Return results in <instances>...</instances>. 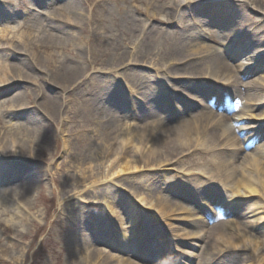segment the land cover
<instances>
[{"label": "rangeland", "instance_id": "rangeland-1", "mask_svg": "<svg viewBox=\"0 0 264 264\" xmlns=\"http://www.w3.org/2000/svg\"><path fill=\"white\" fill-rule=\"evenodd\" d=\"M75 1L76 3H79L80 7L82 4H85L82 6H85L88 9L96 7V10L100 14L105 16L104 18L106 19V21H108L112 34L109 32H105L102 29H99L97 33H99L100 36L108 38L109 42H112V45L107 51L108 56L106 54L105 57L103 56V53H101V49H99L98 45H96L97 56L95 59L100 64H95L94 69L90 68L81 80H76L72 85H70V83L73 82V79L70 80L68 84V86L70 85L69 88L65 92L61 93L63 99L62 109L66 113L65 115H63L64 118L66 119L69 116L74 117L73 113L77 110L76 120H74L75 123L69 121H65L62 123V121H59V118L56 120L48 118V110L45 111L42 104H40L41 101H37V92L35 91V88L38 86H47V88L49 89L56 90V88L50 85L51 83L48 84L49 77L50 80H54L51 79V75H49L51 70L54 73L57 69L64 68L66 66L71 67V65H74V67H76V65H78L77 60H75V56L77 57L76 47L67 45L66 48H60L61 50L54 49V52L51 51L52 46L50 45V41L52 45H56V43L52 41L49 35L51 31V26L49 24L52 21L49 20V18L55 16L61 17L62 9H60L59 5L62 3V0L56 1L57 4L55 6L57 8L52 11V14L49 18V14L39 17H35L31 14L29 17L24 19L20 17V11H18L19 14H16V16L12 11V9L21 7L23 0H7L6 6L7 8L9 7V10L11 11L7 12L9 13V17L13 18V23H15L17 30L19 31V33L21 32L23 34V37L25 39L30 40L34 43V45L32 46V48L34 49V55L32 56L33 60L29 62L35 63L34 65L38 70L35 69L36 82L33 83L32 89L24 93V102L27 108L22 109V114H17V118L22 119V126L18 129L14 127L12 130L14 132V136L18 139L17 145L19 146L20 150L23 146L25 151L23 152V154H21V157H18V160H10L13 158V155H10L11 157L8 158L0 157V193L3 194L2 197H7L6 204L5 206H3V208L8 209V211H3V213L0 214V264H73L74 257H78V255L74 250L69 248L66 239L71 236H73L71 238L72 240H76L75 238L81 239L84 237L95 239L99 230L98 228H100L102 225H104L106 229L104 233L107 234L111 239L110 243L108 244H95L97 248L102 249L100 252L104 253L103 258H109L111 253H113L111 251L114 248L118 250V247H124L127 245L128 247H130L133 244L130 243L131 241H138L139 247L141 248L143 237L146 238L153 247L160 249L161 255L159 258V262L162 263L165 260V258L163 259V257L168 250L166 249L168 248V246L166 247L165 243H168V240L171 239V234L173 232H178V234L175 233L174 235L176 237H183L181 236L182 233L180 235L178 229L173 228L172 225L176 227L182 226L184 221L183 215L185 214H183L182 216H178L179 218H175V215H171L168 220L161 219L154 221L153 217H158L160 215V212H156L153 210L150 211L148 208H145L143 213L145 215L147 230L144 227V224L141 223V226L139 225V229L134 231L135 227L130 224V221L128 219H125L126 217H124L125 213L123 210L116 209L115 213L111 212L110 215L101 206L103 202L96 204L92 201L93 192H95L96 190L97 193H102V189H110V192L118 195L120 200H128L133 204L135 199L141 196L138 193V188H140L142 196L144 198H147L150 193H153L151 196V200L160 203L161 205H168L171 202L172 197L169 193L166 192L169 190H171V192L175 190H181L182 188L187 190L188 192L187 200L189 201V203L192 205L195 204L201 209L205 207L203 208L205 209L204 212L208 214L209 212H206V209L208 208L207 204H212L208 198L210 195V193L208 194V192H211L213 190V192H217L222 195L223 199L220 201V203H222L226 208L229 209L232 206L238 205L241 200H239L238 198L236 202H233L234 200L233 198H231L232 194L229 187L218 182V180L220 179H218L217 177V174L215 172L216 169H212L211 167V165H215L218 163V161L220 160V154L215 155L214 157H210V154H203L202 152H200L198 154H189L188 156L180 157L175 155L171 156V154H162L161 152L162 158L163 156H166L167 158H169V161L171 163L164 162L161 164V166H158L155 169H148L143 167V169H141V173H133L132 176L122 175L114 181H109V178L107 179L105 177L106 171L108 170L107 167L110 166V161L100 160L101 162L99 161L94 163V167L91 169L93 173H88L87 175L89 177L90 174H93L92 177L83 178L81 179L83 184H77L78 182H75V178L80 174V172H78L79 163H90V158L87 159V156L90 157L95 153V149L92 144L99 143L97 141L98 139L100 140L101 130L104 127L100 126V129V127H96V124L84 120L83 117L88 118V115H91L85 113L84 110H90L92 109L91 105H94V109H92L94 110L93 119L99 118L102 110L110 109V111L114 113H111L113 115V118L116 117V119H118L120 123L126 124L130 121L129 124L133 125H136L137 123L138 125L143 124L144 118H142V115L145 114L144 111L150 109L145 106L148 101L144 102L142 100V97L140 95H137L134 91L133 95H135L137 99L128 96L129 94L126 91L128 90L129 86H132V84L126 79L128 78V76L124 78V76L122 75L124 68L120 67L118 69H114L110 73H105L104 75H100L98 72L102 67L100 62L101 59H105L104 63L112 58L113 55H115L113 56V58L115 59V57H119L118 55L121 52L126 50L127 46H130V43L131 41H133L135 36L134 30L138 29L136 25L132 26L134 22L132 20L133 17L140 21H144L146 24V29L140 31V40H143L145 37H147L148 41L150 39L148 38V33L151 30L158 31V33L166 31L168 34H171L164 38L166 41L161 40V44L154 47V54L157 55L159 53L160 57H162L160 60H163L164 63L171 62L174 64V66L178 65L179 68H177V72L183 78H171L170 80L159 78L158 81L162 83L161 85L164 87V89H171V91H173V93L177 97L181 99L185 97V100L187 98L189 100V105L184 104V101L182 100L170 101L168 105L171 107H175L178 104L180 109L181 107L187 105L185 106V108H188L187 112L191 110L189 114L194 113L195 118L200 117L201 115H215L212 112L213 110L211 109L210 111L209 108H207V110L203 114L201 111L199 112L201 103L194 98L201 97L202 99H205L206 102L209 98L207 95L198 94V92L196 91L195 85L201 86L198 85V82L199 80H204V77H194V75L188 72L190 70L184 68L185 65L181 68L180 64L185 63V61H183V58L186 57V52L178 53V51L177 53H175V51L180 48L181 45L188 44L189 41L192 42V38L200 34L202 35V37L207 38V42L208 44H211L210 46L213 48V52H215V54L221 52L220 47L226 48L223 43H221V45L215 43L218 41L214 37L215 35L221 37L220 33H222L223 29H220L219 27H223L220 25V23L224 22L219 21L217 18H215V16L213 15L215 11L209 10L210 5L214 1L216 2V4L218 3L217 5L222 6V8H220L222 10H227V8H225L226 4L224 0H197V8H199V6H203V4H209V6L207 10L203 9L204 12L202 14L194 15L193 18H196L195 20H193L191 17V11H187V7L182 6L180 8H184L186 12L185 14H183L184 17L178 14L175 15L173 19L179 18L182 19L183 22H186L185 24L182 22L181 25H176L175 21H170L168 24L161 23V16L169 17L170 11H172L171 9H169V7L175 5V1L163 2L159 0H125L124 3H122V6L124 5L123 7H120L121 4H118L116 0ZM227 1L229 2V4L233 5L232 2H230L229 0ZM259 2L260 0H257V5L259 7H262V3L264 4V0H261V4ZM237 5L241 7V3H237ZM180 8L178 10H180ZM136 9L139 12H142V15H138ZM234 9L238 10L239 8L237 7ZM153 11H155L154 14ZM245 12L246 20H244V22L247 23L245 25H252L250 29H252L253 33L257 35L256 37L254 36V38L251 39H256L257 41L261 42V45H257V47H248L247 49H245L246 52H252V50L257 51L255 53L247 55L248 60L254 61V64L250 66L252 71L254 70L253 74L249 76L248 73L251 71L247 70L246 63L243 61H239V70L235 69L237 71H234V73H232L233 82L239 81V92H234V90L232 89L234 84L232 85L231 82L228 83V85H226V83L224 82L219 83L220 87L226 88L225 90L230 91L229 95H231L232 97L236 96L237 98L240 97L237 103L233 105L234 109L236 110V115L241 112L244 104L245 106L247 104H250V109H252L255 114L258 113V111H264V57H262V55H264V20L262 21L263 14L262 12L257 13L243 11L244 14ZM54 19L56 18H53V22L58 21ZM81 19L83 20V18ZM115 20L116 25L111 24V22ZM33 24H39V26H43V31L36 32V30L30 28ZM95 26L98 25L96 24ZM78 28L79 27H73L76 33L80 32L83 34L82 37H79L82 47H85L84 44H88L89 40L93 37V34L88 31V29H92V26H86L85 31H82L81 28ZM9 35L10 34H0V56L3 51L9 49L11 45L12 47L17 46V40H12V37H10ZM157 36H159V34L154 35V37ZM214 40L215 42H213ZM225 41H227V39H225L224 37L222 42ZM116 44H119L120 47L125 49L120 48L116 54ZM101 45L103 47L107 45L105 43V39L103 40ZM131 47L132 46H130V48ZM19 52L18 54L15 53V56L12 59L14 61L13 63L19 61L18 59L27 61L25 59V54L22 53V51ZM29 52L31 53L32 51ZM227 52H229L228 49ZM57 54H61L62 61L59 60ZM48 57L53 58L54 63L57 64V69H54L55 67L51 66L50 64L49 66L51 70L49 67L39 66L38 63L40 62V60H46ZM190 59H192V57H187V60ZM131 65H129L128 67H130ZM248 65H250L249 62ZM9 68L10 67L6 65L4 69L7 71V74L11 76ZM250 68L249 70H251ZM45 70L47 71L45 72ZM94 70L97 71L98 74L97 72L94 73ZM124 70L127 71L126 69ZM142 71L148 72V75L139 74L145 78H142L143 80L138 78V81L141 83L138 84L142 85L141 93L144 94V92L148 90L150 94L151 91H153L155 88V83L158 82L154 81L153 79V77L156 76V69L149 65H142ZM127 73L130 75L133 74L132 72ZM199 73L201 74L203 72ZM95 75L99 78L96 80L95 88L90 89L89 83L91 82V77H94ZM177 79L181 80L182 82L189 81V83H184V86L182 85L183 83H175L172 81ZM92 83L93 82H91V84ZM49 85L50 87H48ZM201 89L202 86L200 90ZM163 91L165 92V90ZM251 92L255 93L256 96H252V94H250ZM205 93L207 92L205 91ZM237 93L239 94L237 95ZM159 100V97H157V101ZM120 102L121 104H119ZM38 103L40 107L37 106ZM7 105L1 107V121H3L6 117L4 112L8 111ZM37 107L40 108L39 111L45 114L41 115L43 116V119L40 118L41 121L43 120L40 125V134H38L36 138L33 134L32 139L34 140L29 145L30 147H28L26 146L27 132H25V130L28 129L29 131H33V129H35L36 127V119L31 118L29 116V112H31L32 114H35L37 112V114L40 115L41 113L39 114V112L37 111ZM139 111H143L144 114L139 113ZM179 113H181V116L183 117L176 116V119L172 120L173 126L182 125L184 121L188 120V118H186V112ZM226 116L227 115H219L220 118ZM134 117H136V119H134ZM150 118L154 120L151 122ZM155 118H159L161 121H163V113H158V115L156 116L150 115L148 118L150 123L147 125L154 128L156 126V124L153 123L155 121ZM258 118L259 117L244 118L242 120L243 124H241L238 129L239 131L246 132L249 131L251 126L256 128L261 127L259 135L258 137H256L257 142L254 144V146H252L251 149H245L248 141L251 138L250 136L245 135L243 137L239 136V141L237 142L235 147L225 150L229 152L241 150L242 153L237 155V158L235 160L239 161L236 163L237 165L235 164L234 168L230 169L240 170L241 166L239 163H242L245 158L249 159L251 153L253 154V152H256L257 149L264 148V127H262L264 126V123L261 122V120H258ZM111 124L112 122L110 121L108 125ZM166 124L167 123L165 122L161 123V125ZM168 125L169 127H173L170 126V124ZM0 126L2 125L0 124ZM261 131L263 132L262 135H260ZM3 132L4 130L0 129V138ZM33 133L35 132L33 131ZM156 143L157 142L154 141L155 145ZM114 144H116V142H114ZM88 146L90 150L88 149ZM2 148L3 146L0 145V151H3ZM218 150L220 152L223 150V148H220ZM17 151L19 152V150ZM223 155H228L230 159L235 156V154ZM182 161H186V163L182 164ZM176 163H179L180 166ZM259 165L264 167V162H260ZM20 168L29 170V172L32 173L33 177H22L20 175ZM180 169H183L186 172L195 171L198 172V174H195L194 172L186 174ZM207 172L209 173V175H207ZM226 175L227 174L225 173V171H222V180ZM159 176H164L166 179H168V181L165 183L163 181H161V183H157L156 179ZM149 177L153 178L150 187L145 188L141 184L137 185L141 180H148ZM86 182L94 184L97 183L96 189H87V187L84 186ZM32 184L36 185L35 190L28 194V191H26V189ZM159 189L162 191V193L159 194L158 197L156 192H158ZM23 193H27V196L23 195ZM97 195L98 197L102 196L99 194ZM246 198L250 197H243V199ZM247 200L248 201L244 200V202L252 203V200ZM24 201L29 204V207L23 204ZM72 205H74L75 207L73 209V212H75L76 214H79L77 205H79L80 207L82 206L85 210L84 213H80L78 215V219L72 217L76 221L71 219L70 215L67 213L69 212ZM215 207L219 206L215 205ZM16 208H18V210H16ZM240 208L241 207H238L237 209L242 210V212L244 213V218L239 219L236 215L231 216L226 221H224L227 222L229 226L224 227V229L228 230L231 229V225L236 226L237 224H240L243 228L236 227V229L234 230L236 231V233L241 235V239H243L242 241H239V247H242L246 242H248V240H250V238L254 240V236H256L258 233L262 234V237L264 238V223L260 222L258 220V217L255 218L250 210L247 211ZM257 208L258 207L254 205V210H257ZM88 211L97 213L101 217L100 220L98 222H93V219H89V216H87L86 219L82 221L81 216H84L85 212ZM205 213H203L202 216H199L200 219H198L203 221L204 215H206ZM221 224L222 223H220V225ZM251 225L257 227L253 229L250 228L252 227ZM204 226L207 227L202 228V230L208 237L206 231L208 228L207 223ZM210 227L211 226H209V228ZM244 229H246V232H244ZM144 231L149 232L148 235L151 237V239L147 238ZM199 231L200 233L198 234L200 235L198 237H196V235H198L196 234L194 235V237L189 238L193 241L192 243H190V245H193V249L183 248L185 249L183 250L184 256H195L193 262L191 263L187 262L185 259H182L184 264H218L219 262H222L227 258H231L232 261H228V263L232 264H253L254 255L248 250H241L244 251V253H239V251H233L232 247H222L219 251L213 252L211 254V246H209L208 244L209 239L206 238V235L203 231ZM119 234H123L126 239L124 238L122 240V237ZM245 234V237L242 236ZM138 237L140 238V240H138ZM201 238L204 240L202 241ZM101 239L104 240L107 238L105 236H102ZM205 241L206 243L202 244ZM11 244L19 245L21 249L14 250L15 248H12ZM153 249L155 250V248ZM201 251L206 252V256H203ZM173 254L177 255L175 252ZM126 256V254L119 252L118 254H116L115 258L119 262L129 264L130 259H128V257ZM18 257L19 260H17ZM200 258H202V261L206 259L209 260L207 263H203ZM178 264H181L180 261Z\"/></svg>", "mask_w": 264, "mask_h": 264}, {"label": "bare ground", "instance_id": "bare-ground-1", "mask_svg": "<svg viewBox=\"0 0 264 264\" xmlns=\"http://www.w3.org/2000/svg\"><path fill=\"white\" fill-rule=\"evenodd\" d=\"M7 2V0H4ZM58 0H23V3L21 7H18L17 9H12L13 13L19 14L20 12H26L29 14L30 12H38L41 11V9L45 6H47L48 9L57 8L55 5L57 4ZM125 0H117L119 4L124 3ZM163 2H167L169 0H159ZM173 1V0H172ZM189 2V5L187 6V11H191L192 18L194 15L202 14L204 11L203 9L207 10L208 8L207 4H203V6H199L197 8V0H185V2ZM232 2L233 5L225 2L227 10H222V6L217 4H212L210 6V10L215 11L213 14L215 17L224 23H220L221 26L219 27L222 30L221 37L218 35H215V39L221 43H223L226 46V50L228 49L229 52H227L224 49L223 54H218L213 52V48L210 46L211 44H208L207 38L202 37V35H196L194 38H192V42L189 41L188 44H183L178 48L175 53H185L186 57L183 58V61L185 63L180 64L181 68L185 65L184 68H187V70L190 74L196 76H205L212 79L217 80H223L226 82H232V89L234 92H239L240 84L239 81H234L232 79V73L234 71L239 70V61H243L246 63L247 70L251 71L248 73L249 76L253 74L252 69L250 68L251 65L254 64V61L248 60L247 55L251 53L257 52L256 50H252V52L248 51L246 52L245 49L248 47H257V45H261L260 41H257L256 39H251L256 37L255 33L251 31L252 25L246 26L244 22L246 17L243 11L247 12H262V21L264 20V4L262 3V7H259L257 5V0H229ZM154 2V1H152ZM213 2V1H212ZM218 2V1H217ZM180 1H177V4L172 5V7H169L172 11H170L169 17L168 16H161V23L162 24H168L170 21H175L176 25L182 24V19H173V17L177 14L182 15L185 14V9L180 8L181 6ZM237 3H244L243 7L237 6ZM261 4V0L259 2ZM1 3L0 0V34H10L9 36L13 39L17 40V46L12 47L10 46L9 49H6L3 51V53L0 56V114L2 113L1 107L6 106L8 113H5V119L3 121L0 120V126L1 130H4V132L1 134L0 138V145L3 146V155L0 157L8 158L11 157L10 155H13V158L10 160H18V157H21L23 152L25 151L24 147L22 146L21 150L19 146L17 145V137L14 136V132L12 131L14 127L17 129L22 126L21 118H17V114H22V109L27 108L25 104V98L24 93L28 92L30 89H32L33 83H35V76H36V66L35 63L29 62L32 61L33 48L34 45L33 42L30 40H27L23 37V34L17 30V27L15 23H13V18L9 17V13L7 11L9 10V7L5 4ZM224 4V5H225ZM59 5V4H58ZM85 5V4H82ZM80 7L79 3H76L75 0H62V3L59 5L60 9H62V15L61 17H51L50 20V37L56 45H52L50 41L51 51L54 52V49L60 48H66V46H74L77 48V57L75 56V60H77L76 67L74 65H71V67L66 66L64 68L57 69V64L54 63V60L52 57H48L46 60H40L38 63L39 66H45L49 67V64L51 66H54V69H57L54 73L51 70L49 75H51L48 78V84H50L55 89H49L47 86L45 87H36L35 91L37 92L36 99L37 101H41L40 104L44 107L45 111L48 113V118H51L52 120H56L59 118V121L65 122L69 121L72 123H75L74 120H76V111L73 113V116H69L66 119L63 115L66 113L62 109L63 106V99H62V92H65L70 85H72L76 80H81L83 76L87 73V71L91 68L94 69L95 64H100L98 61H96L97 51H96V45H98V48L101 49V53H103V56L107 54L108 56V49L111 47L112 42H109L108 38H105L103 36H100L97 31L99 29H102L105 32H109L112 34L111 28L109 27L108 21L104 18L105 16L100 14L96 7L88 9L85 6ZM180 5V6H178ZM196 6V7H195ZM24 7V8H23ZM63 7V8H62ZM238 7L239 9L236 10L234 8ZM46 8V7H45ZM22 11H21V10ZM45 9V10H48ZM69 10V11H68ZM137 14L142 15V12H139L137 9ZM165 11V10H164ZM11 12V11H10ZM155 11H153L154 14ZM217 12V13H216ZM71 13V14H70ZM99 14V15H98ZM51 15V11H49L48 18ZM172 16V17H171ZM37 17V16H36ZM74 17V18H73ZM53 18H56L54 20H58L53 22ZM83 18V20L81 19ZM196 19V18H193ZM133 25H136L138 29L134 30L135 36L133 41H131L130 46L126 47V50L121 52L118 56L115 57V59L110 58L104 63V58L100 60L102 67L99 69V74L104 75L105 73H110L114 69H118L120 67H123L127 71L123 69V76L132 84V86L128 87V90L126 91L129 95V97H135L133 95V91L142 97V100L144 102L148 101L145 106H147V109L144 114V112L139 111V113L144 114L142 115V118H144V122L141 125L129 124V123H120L116 117L113 118L114 113H112L107 109L102 110L99 118H94V105H91L92 109L90 110H84L85 113L91 114L88 115V118L83 117L84 120L90 121L91 123L96 124V127L104 126L101 130V137L100 140L98 139L97 144H92V146L95 149V153L91 155L90 157V163L86 162H80L78 166V172L80 174L75 178V182H78L77 184H83L82 180L83 178L88 177V173H93L91 169L94 167V163L99 162L100 160H106L110 161V166L107 167V171L105 174V177L109 181L117 180L122 175H128L132 176L133 173H141V169L143 167L148 169H155L158 166H161L162 163L168 162L169 158L166 156H161L162 154H171L175 156H188L189 154H198L202 152L203 154H210V157H214L215 155L220 154V160L217 164L211 165L212 169H216L215 172L217 174L218 182H220L222 185H227L231 192V197L236 196L241 200L238 207H241L240 209L250 210L251 213L255 216V218L258 217V220L262 223H264V167L260 166V162H264V148L257 149L256 152L251 153L249 159L245 158L242 163H239L241 168L238 169H230L234 168V165L239 162L236 160L238 154H242L241 150L229 152L225 151L228 148H233L236 146L237 142L239 141V135H236V130L233 126V119L231 117L226 116L223 118H220L218 114L215 115H204L195 118L194 113L189 114L190 111L187 112L188 108H185L183 106V109H180L178 104L173 107L175 110H169L167 108L169 101V98L173 101L177 99V96L171 95L168 97L166 95V89L161 85L162 83L158 81L159 78H163L165 80H170L171 78H183L179 75L177 72L178 65H175L171 62L164 63V61L160 60L162 57H160L159 53L157 55L154 54V47L156 45L161 44V40H165L164 38L168 35L166 31H163L161 33H158V31H150L148 33V38H150L147 41V37H145L143 40H140V31L143 29H146V24L144 21H140L138 19H135L132 17ZM7 22V23H4ZM99 22V24H98ZM186 22V21H185ZM185 22H183L185 24ZM97 24L98 26L94 25ZM21 24V23H20ZM111 24L116 25V20L111 22ZM91 25L92 29H88L89 32L93 34V37L88 42V44H84L85 47H82L80 43V37L83 36L80 32H75L73 27H79L82 29V31H85V27ZM183 26V25H182ZM30 28H33L36 30V32H42L43 26H39V24H33ZM78 28V29H79ZM241 28V29H240ZM102 31V32H103ZM252 32V33H251ZM97 33V37H96ZM250 33V34H249ZM159 34V36L154 37V35ZM36 37V36H35ZM227 39V41L222 42L223 38ZM105 39V43L107 44L105 47L101 45L103 40ZM251 39V40H249ZM166 41V40H165ZM215 42V40L213 41ZM228 42V43H226ZM263 44V43H262ZM3 46V45H2ZM232 47V48H230ZM1 48V43H0ZM23 48V49H22ZM120 47L119 44L115 45V53L119 51ZM125 49V48H122ZM128 49V51H127ZM19 51H22V53L25 54V60L18 59L16 63H13L12 60L15 56V53L18 54ZM29 51H32L31 53ZM246 52V53H245ZM1 53V52H0ZM20 53V52H19ZM27 55V56H26ZM188 55V56H187ZM60 61L61 54H57ZM187 57H192V62H189L187 60ZM264 57V55H262ZM261 57V58H262ZM53 60V62H52ZM187 60V61H186ZM50 62V63H49ZM248 62L250 65H248ZM16 64V65H15ZM133 64V65H131ZM8 65L10 68V75L7 74V71L4 69L5 66ZM131 65L130 67H128ZM142 65H149L156 69V76L153 77L154 81H158L155 83V88L151 93L149 94L148 90L146 92L141 93L142 85H139L140 83L138 81L139 79H145L142 75H148V72L142 71ZM73 67V68H72ZM126 67V68H125ZM44 68V67H42ZM249 68L251 70H249ZM36 69V70H35ZM237 69V70H235ZM47 70H45L46 72ZM95 71V70H94ZM95 71L94 73H96ZM97 72V74H98ZM127 72H132L133 74H128ZM198 72V73H197ZM199 72H203L200 74ZM47 76V75H46ZM98 76H92L91 82L89 83L90 89H94L96 85V80L98 79ZM73 79V82L69 84V81ZM142 79V80H143ZM175 83H183L182 85L185 86L184 83H189V81H181L179 79L173 80ZM81 83V82H80ZM91 84V85H90ZM141 84V83H140ZM50 85L48 87H50ZM191 85V84H188ZM195 85V84H193ZM198 85L202 86V89L200 90L201 86H196V91L198 94H205L210 99H212L214 96L212 94L216 93L218 98H214V103L221 102V105H225L228 111H231L232 106L229 105L227 98L224 99L221 98V94L219 91H221L220 88H214L215 85L209 86L208 88H211L210 91L208 89L204 88V85L202 83H199ZM44 88V89H43ZM165 90V92L163 91ZM204 91V92H202ZM205 91L207 93H205ZM223 93H226L224 91ZM239 93H237L238 95ZM252 96H256L255 93L251 92ZM64 95V94H63ZM66 96V94H65ZM95 97V96H94ZM157 97H159V101H157ZM250 97V96H249ZM67 98V96H66ZM201 97H198L197 100L200 101ZM252 99V98H251ZM257 101V100H256ZM121 104V102L119 103ZM167 104V105H166ZM219 104H216V106H219ZM38 107L39 103L37 104ZM169 106V105H168ZM208 104L202 99L201 101V107L199 108V112H205L207 110ZM37 107V111L40 115L32 114L29 112V116L33 119H36L35 129L25 130L26 133V146L30 147L29 145L32 143L34 137L38 134H40L41 131V123L42 121L40 118L43 119V116L45 113L39 111L40 108ZM171 107V106H169ZM250 104L243 105V111L240 112L238 115H234L233 117H236L238 120H243L244 118H255L259 117L258 120H261V122L264 123V111L255 114V112L250 109ZM168 109V110H166ZM252 110V111H251ZM259 110V109H258ZM264 110V109H263ZM176 111V112H175ZM186 112L188 120L184 121L182 125L173 126L172 120L176 119V116H181V113L179 112ZM167 112V113H166ZM194 112V111H193ZM112 113V114H111ZM149 113V114H147ZM158 113L164 114V121L167 123L166 125H161L163 123L159 118H155V121L153 123L156 124V126L153 128L147 124L150 123L148 120L150 115H158ZM196 113V112H195ZM8 117V118H7ZM132 117V114H131ZM173 117V118H172ZM192 117V118H191ZM93 119V120H92ZM136 119V117H134ZM151 119V118H150ZM190 119V120H189ZM154 119H151V122ZM112 122L111 125H108L109 122ZM137 121V120H136ZM125 122V121H124ZM31 123V121H30ZM173 126V127H169ZM26 126V125H25ZM24 126V127H25ZM264 127V126H262ZM246 131L245 135L250 136V140L253 139V137L256 136V134L259 132V129L261 127H258L257 129ZM101 129V127H100ZM112 132V133H110ZM24 135V134H23ZM243 135V132H242ZM98 137V136H96ZM249 138V137H248ZM154 141H156V145L154 144ZM112 142V144H111ZM116 142V144H114ZM223 148L222 151L219 152L218 149ZM88 149L90 150L89 146ZM19 150V152L17 151ZM1 154V152H0ZM213 154V155H212ZM223 154H235V156L230 159L228 155ZM101 162V161H100ZM186 161H182V164H185ZM179 165V163H176ZM237 165V164H236ZM180 166V165H179ZM21 171L22 177H29L32 178V173L29 172V170H24L23 168L19 169ZM181 171L185 172L186 174H189L191 172H194L195 174H198V172L195 171H189L186 172L183 169H180ZM222 171H225L227 174L225 178L222 180L221 173ZM29 172V173H28ZM93 174H90L88 178H91ZM207 175L209 173L207 172ZM1 176V171H0ZM135 177V176H134ZM172 177V176H171ZM21 178V177H20ZM137 179V178H136ZM139 179V177H138ZM152 177H149L148 180H141L137 185L141 184L145 188L150 187V184L152 183ZM160 180V181H159ZM199 180V179H197ZM157 183H161L163 181L164 183L168 181L164 176H159L156 179ZM97 183H85L84 186L87 187V189H96ZM135 184V183H134ZM33 186V187H30ZM27 187L26 191H28V194L30 192H33L35 190L36 185L32 184ZM33 188V189H32ZM138 193L141 195L137 197L134 201V203H130L128 200H120L118 195H115V193H111L110 189L101 190L100 192H93L92 201L96 204L103 202L101 205L110 215L111 212L115 213V210H123L126 217L125 219L130 221V224L133 225L134 231L139 229V225L141 226V223L144 224V227L147 230V225L145 222V215L143 211L145 208H148L150 211H158L160 212V215L156 218L153 217L154 221L157 220H168L171 215H175V218H179L178 216L184 217V221L182 226H173V228L178 229L179 234L183 237L191 238L194 237V235L200 233L199 230L203 231L202 228H206L207 226H204L206 223L208 225L207 228V234L209 239V246H211V254L213 252H217L220 250L221 245L225 248L232 247V249L239 247V241L243 240L241 239V235L236 233L234 229L237 228H243L240 224H237L236 226H230L231 229H224V227H229L226 219H228L231 216H237L239 219L244 218V213L242 210L237 209L238 207H230L229 209L226 208L220 201L223 199L222 195L217 192H208L209 200L213 204L208 203L207 206H214L217 205L219 207H215L216 211L218 210V213L215 215H207L204 212V209L198 207L195 204H190L187 200V190L182 189L181 190H175L172 191L169 190L166 193H169L172 197L171 202L168 205H161L160 203H157L153 200H151V196L153 193H150L147 198H144L141 193V189L138 188ZM162 191L159 189L158 192H156L157 196L159 197V194H161ZM102 195L99 196L98 195ZM23 195L27 196V193H23ZM3 194L0 193V214L6 211L8 209H4L3 206L6 204V198L2 197ZM243 197H250L254 198L252 200V203L244 202L246 198L243 199ZM101 198V199H100ZM23 204L27 207H29V204L27 202H23ZM140 204V206H139ZM254 205H256L258 208L257 210H254ZM78 213H84V208L79 205H77ZM74 205L70 208L69 212H67L71 219L74 217L75 219H78V215L75 212H73ZM107 208V209H106ZM232 208V209H231ZM18 210V208H16ZM91 212V213H89ZM204 215V220H199V216ZM89 216V219H93V222H98L100 220V216L93 212L88 211L85 212L84 216H81V220L84 221L86 217ZM199 218V219H198ZM16 220V219H13ZM12 220V221H13ZM74 220V219H73ZM97 220V221H96ZM76 221V220H74ZM91 221V222H92ZM207 221V222H206ZM14 222V221H13ZM12 222V223H13ZM106 223V222H105ZM103 223V224H105ZM220 223H222L220 225ZM98 225V224H97ZM209 226H211L209 228ZM249 226V225H247ZM250 228H256L257 226H253ZM143 227V226H142ZM192 230H191V228ZM223 227V228H222ZM98 233L95 239L84 237L81 239L75 238L76 240H72L71 237H68L66 240L68 242V246L70 249L74 250L78 257H74L73 264H127L123 262L117 261L115 258L116 254L119 252H122L126 254L129 260V264H160L159 258H160V249H157L156 247H153L151 243H147V246H151V248H155V250H152L148 247L145 248V250L140 249L139 242L138 241H131L132 244L130 247L124 246V247H118V250L115 248L111 251V255L109 258H103V254L100 251L102 249H99L95 246V244H108L110 243V238L107 234L104 233L106 231L104 225H102L100 228H98ZM227 230V231H226ZM230 231V232H228ZM77 232V231H76ZM145 232V231H144ZM204 232V231H203ZM244 232H246V229H244ZM104 233V234H102ZM149 232H145V235L148 239H151V237L148 235ZM178 234V232H173L171 234V239L168 240V243L166 242V247L170 246L172 251H174L177 256L179 257L180 254H183L185 249L183 248H193V245H190L188 243H183V238L180 239L182 242H178V237H176L174 234ZM185 233V234H184ZM205 233V232H204ZM249 233V232H248ZM247 233V234H248ZM264 233V229H263ZM121 235V234H119ZM174 235V236H173ZM200 234L196 235L198 237ZM102 236H105L107 239L102 240ZM242 236H246L242 235ZM122 240L126 237L124 235H121ZM23 239V238H22ZM146 239V238H145ZM120 240V238H119ZM138 240L140 238L138 237ZM221 241V243H220ZM249 241V240H248ZM254 241V242H253ZM250 239L251 243V249L255 253L253 264H264L263 256H264V238L262 237V234L258 233L256 236H254V240ZM164 242V241H161ZM192 243V242H191ZM12 248H15L14 250H20V246L16 244H11ZM182 249V250H181ZM242 249V248H238ZM121 250V251H120ZM170 251V250H167ZM202 255L206 256V252H202ZM200 253V254H201ZM253 253V254H254ZM181 256L186 259L187 256L180 255L179 260L177 258L172 257V261L176 263L184 264V262L181 259ZM19 260V257L17 258ZM189 260V258H187ZM202 261V258H200ZM209 259H206L202 261L203 263H207ZM93 261V262H92ZM191 261V260H189ZM228 261H232L231 258H227L223 260L222 262H219L218 264H232L228 263ZM241 262V260H240Z\"/></svg>", "mask_w": 264, "mask_h": 264}]
</instances>
